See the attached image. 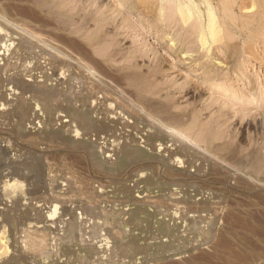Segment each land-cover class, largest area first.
<instances>
[{
    "label": "rangeland",
    "instance_id": "obj_1",
    "mask_svg": "<svg viewBox=\"0 0 264 264\" xmlns=\"http://www.w3.org/2000/svg\"><path fill=\"white\" fill-rule=\"evenodd\" d=\"M61 1L66 0L53 2ZM68 1L77 27L83 26L87 34L101 29L99 37L113 45V71L155 77L150 84L159 91L156 101L172 106L173 112L181 115L198 113L195 115L200 121L215 134H222L216 144L229 145L223 157L231 163L215 165L212 158L205 159L202 154L181 156L179 163H173L165 149L172 145L169 138L148 145L153 132L143 115L135 119L126 114L122 121L128 122L126 117H131L128 129L115 136L113 132L87 131L70 117H61L67 114L60 104V109L55 107L58 110H46L45 102L34 92L45 84L63 90L65 99L85 93L83 81H73L76 74L66 67L57 74L53 72V77H42L43 72L53 71L52 57L42 43L26 52L0 55V168L5 170L0 169V191L5 180L7 191L0 195H9L4 200L0 196L4 204H0V229L6 230H0V234L6 233L0 237L7 244L0 243V264H264V205L256 197L264 188L260 184L253 192H257L255 196H248V178L244 176L264 182V172L256 176L250 168L252 163L246 164L260 155L264 161V19L254 44L233 35L234 41L223 39L207 52L195 36L190 37L188 27L180 36L178 18L172 10L161 14L163 6L170 7L172 2L70 0L71 5ZM51 28L43 30L81 42L75 34ZM3 51L0 43V53ZM110 95L106 98L105 92L95 93V101H91L94 119L99 121L108 112L117 118L112 116L114 121L121 120V110L114 100L117 95ZM21 101L29 111L24 123L15 114ZM52 132L56 138L49 137ZM31 137L35 138L33 143ZM123 143L144 150L147 154L142 162L163 159L168 168L184 170L188 178L176 180L167 167H161L160 173L144 170L145 164L139 161L120 167ZM86 145L93 148L95 157L89 154L90 149L83 148ZM97 160L114 171L98 170ZM13 164L16 166L10 167ZM16 187L20 198L12 191ZM49 195L54 196L52 201ZM48 202L57 207L55 214L43 212L46 208L48 211ZM73 223L79 228L69 236L63 228ZM30 236L44 239L43 248L47 245L49 252L43 254V248L31 247ZM3 247H10V251L4 252Z\"/></svg>",
    "mask_w": 264,
    "mask_h": 264
},
{
    "label": "bare ground",
    "instance_id": "obj_2",
    "mask_svg": "<svg viewBox=\"0 0 264 264\" xmlns=\"http://www.w3.org/2000/svg\"><path fill=\"white\" fill-rule=\"evenodd\" d=\"M53 1L52 0H0V43L2 44V47L4 50L3 53H0V55H3V56L6 55L7 56V55H9V53L11 51H12V54L14 52L15 53L26 52V51L33 49L35 45L37 47L36 43H38V44L42 43V45H44L47 52L49 53L48 55H50L52 57V62H53V69L51 68V70H53V71L51 72V74L48 73V71H50V70L43 72L42 73L43 78H49L50 75L53 77V75H55V74H53V72H56V74H57V71H63V69L66 67V68H68V70H72V73L74 72V75L76 74L75 78L73 77V79H72L73 81H75V80H77V81L82 80L83 81L82 83L84 84L83 86H85L83 88L85 93H81L80 96H78L79 95V93H78L77 97L72 99V100L65 99L64 98L65 95L63 94L64 91L59 90L58 88H54V89L51 88L50 89L49 86H46L45 84L40 88L37 87L38 91H34V92L39 94L41 99H43V101L45 102L43 104H45L46 110L47 109L50 110V109H53L55 107L60 109L58 106L60 104L61 109L63 107V109L65 110V112L67 114L66 116L61 115V117H70L72 121L77 122L79 125H81L87 131L93 130L94 132L97 131L98 133H109L110 132V134H112L111 132H113L114 136L117 132L125 130V128L128 127L127 125L129 124V121H130L129 119L131 117H126L127 119L129 118L128 122L127 121L123 122L125 120L126 114H128L129 116L133 115V117H135V119H136V116H139V118H140L143 115L145 117V119L147 120V123H148L147 125H148L150 131L153 132L152 135L149 136L150 138L148 139V142H149L148 145L154 146V143L156 141H158L162 138H169L172 145H170L168 147L166 146L167 148H165V149L167 151L169 150L171 155H169V154L168 155L171 156V160L174 161L173 163H179L182 160L181 156H191L193 154H200V156L203 155L204 156L203 158H205V159H206V157H209V159L212 158L214 160V163L216 162L217 164L223 165V164L231 163V162H228V158L223 157V154L224 153L226 154L229 151L228 150V148H230L229 145L223 146V145L216 144V142L219 140V136H221L222 134H217V133L215 134L208 125L204 124L206 122H203V120L200 121L198 119V118H200V116L196 117L198 115V113L192 112V114L190 113L191 114L190 117L188 114H187L188 116H186L185 114L181 115V114L176 113L177 112L176 110H175L176 112H173V109H175V108H173L172 106L171 107L173 109L165 103L163 104V103L156 101L155 98L158 97L160 94H159V91L158 92L155 91L156 90L155 88L157 86L151 82L152 85L155 86V88L154 87L152 88V85L150 84V81H153V79L155 78L152 74H151V76L154 77L153 79H152V77L150 78L149 74H148L149 76L147 75V76L143 77L142 75H139V74L137 75V73L133 74L134 72L133 73H128V72L125 73L122 70L113 71V69H112L113 63L116 62V56L114 54H112L110 51L111 46H113V45L111 44V42L103 41L102 38L99 37L100 34H102L101 29H97V30L95 29L96 31L94 30L93 32H89V34H87L88 33L87 29L84 30L83 26L78 25V27H77L73 23L74 22L73 21V8L68 6L69 3L66 2L68 0L61 1L58 3L53 2ZM162 1H164V2L167 1V3L170 5L173 3L172 6L167 7V8L165 6H163V9H161V14L165 15L166 10H169V9L172 10L174 16L176 15L178 18L177 20H178L179 25H180V31H179L180 36L183 37L182 34L188 27L187 30H188V33H190V37L192 38L195 36L196 39H194V40H196L197 44H199L200 47L203 50H206L207 52H210L212 46L214 44L216 45L218 42H221L223 39L227 40V41L231 40L230 42L234 41V40H232L233 38H235V37H233V35H237L238 38L244 39L245 41L252 43L255 40L256 35L261 31V29H263L262 26H263V19L264 18H262V15H264V0H217V1H215V0H162ZM72 2L70 1L71 5H73ZM170 2H172V3H170ZM74 11H75V9H74ZM42 13H45L49 17L44 16ZM172 16H171V18H172ZM165 20H167V19L165 18ZM167 21H170V20H167ZM53 27H57V28L59 27V28H62L64 31L69 32V34L77 35L79 37V40L81 39V42H79L78 40L71 39V38H64L65 37L64 34H63L64 37L54 35L53 33L47 34V32H45L43 30V29H47V28L53 29ZM226 35H227V37H226ZM237 36H236V38H237ZM41 37H43V38H41ZM185 37H188V36H185ZM17 40L19 41V43L16 44ZM156 41H158V40H156ZM179 44H181V42H179ZM252 44H254V42ZM189 45H192V44H189ZM193 46H194V44H193ZM234 47H235V45H234ZM247 48L249 49V47H247ZM235 49H237V46ZM187 50H189V49H187ZM242 51H243V49H242ZM74 53H76V55H74ZM243 53L245 54V52H243ZM41 54H43V53H41ZM16 68H18V67H16ZM42 71H43V69H42ZM152 73L156 74L157 72L153 71ZM59 82H60V80H59ZM213 85H216V83ZM217 86H218V83H217ZM153 89H155V90H153ZM84 91H82V92H84ZM67 92L69 95V91H67ZM98 92L99 93L105 92L106 98L111 93L113 95H117L116 96L117 99H114V98L113 99L117 102V106H119L118 108L121 110V114H118V117L120 116V118H121V116H122L120 121H114V119H117V118H114L113 115L110 116L109 114H107L108 112L106 114L103 113V115L101 114L102 118L99 121H98V119L93 118V111H92L93 108L91 109V107H92L91 101L94 100V98H95L94 95H95V93H98ZM30 94L32 95V93H30ZM103 96H104V93H103ZM1 97H3V96H1ZM68 98H70V97H68ZM59 101L61 103H59ZM65 102L67 103L66 105H64ZM99 105H102V104H99ZM57 108H55V109H57ZM119 109H117V110H119ZM111 110H110V113L112 112ZM15 111H17V113H15V114L18 115L17 117L19 118V122L24 123L25 121H28V118H29L28 107L25 104H23L22 101H21V103H19L17 105ZM117 112H119V111H117ZM99 113H100V111H99ZM122 113H124V114H122ZM193 114H194V117H192ZM195 114H197V115H195ZM116 115L117 114L115 112V116ZM112 116L114 119L111 118ZM53 118H55V117H53ZM212 122H214V121H212ZM21 123L19 124L20 126H21ZM53 123H54V121H53ZM134 123H136V122H134ZM215 123L217 124V122H215ZM55 124H56V122H55ZM66 124H67V122H66ZM211 125H212V123H211ZM20 126L17 127V129H16L17 132H19L21 130ZM69 127H71V126H69ZM211 127H212V129H214L213 128L214 126H211ZM218 127H220V126H218ZM75 131L77 132V130H75ZM216 132H218V131H216ZM98 133H96V134H98ZM35 135H37V134H35ZM56 135H57L56 133L52 132L49 134V137L50 138H56L57 137ZM20 136H22V135H20ZM107 137H109V136L107 135ZM29 139H33V140H31V142H32V141H34L35 138L31 137ZM124 140H126V139L124 138ZM119 142L121 143V141H119ZM129 142H131V141H129ZM134 142H136V141H134ZM113 143H116V142L113 141ZM168 144H169V142H168ZM148 145H147V147H148ZM176 145H177V147L174 148L173 146H176ZM153 146H151V147H153ZM83 148L84 149H90L89 154L92 157L93 156L95 157V153L92 150L93 148L91 149V147L87 146V145L83 146ZM157 148H158V146H157ZM5 152L3 153L4 155H5ZM107 152L108 151H106V153ZM121 154H122V159H121L120 167H122L128 163L130 165V163H132V162L134 163V161H139L137 163L142 162L141 160H145V156L147 153L144 150L140 149L139 147L132 145L131 143H125L124 146L122 147V153ZM7 156H9V155H7ZM23 157H24V155H23ZM8 158L10 160L13 157L10 156ZM16 158L17 157L15 156V158H14L15 161H16ZM14 159L12 161H14ZM263 159H264V157H263ZM9 160H6V162ZM18 160H20V159H18ZM147 161H149V159L148 160L146 159V162H144V161L142 162L145 164L143 166V168H145L144 170L149 169V170L159 172L161 167H167L168 166L167 162L163 159L157 160V161L154 160V162H157V163L148 162V164H146ZM9 163H11V162H9ZM216 163H215V165H217ZM5 164H7V163H5ZM246 164L247 165L251 164L250 168L256 176H258L264 172V161L262 160V155L259 156V159H256L253 162L246 163ZM12 166H16V165L13 164L10 167H12ZM95 166L100 171H105V172H109V173L114 171V168L107 167L105 162H101L98 160H97ZM7 168L9 171L10 168L9 167H7ZM0 169H2V168H0ZM18 169L19 168H17V170ZM2 170H4V169H2ZM2 170H0V171H2ZM19 171H21V170L19 169L18 173H19ZM167 171L169 172V174L171 173L174 177H177L176 180H179L181 182L183 180H186V178H188L187 173L183 172L184 170L178 171L177 169H174L171 166L169 168L167 167ZM4 172H5V170H4ZM23 172H24V170H22V173ZM1 174H3V172H1ZM6 174H8V173H6ZM2 176L5 177L6 175H2ZM2 176H1V178H2ZM244 176H246L248 178L247 181H245L246 187L248 190V191L247 190L246 191L249 194L248 196H255V194L257 192L255 194L253 192L257 191L258 185L261 184V187L264 188L263 180L253 179L251 176H248V175H244ZM11 177H12L11 178V181H12V179H14V177L13 176H11ZM169 177H170V175H169ZM246 177H244V178H246ZM6 178H8V177H6ZM5 181L3 184L4 190L1 189V191H3L2 195H4L5 192H7V191H5V188H6ZM149 181H150V179L148 180V182ZM248 184H249V186H247ZM12 191H13V193H16V195H17V192H18L17 187H16V189H14ZM2 195H0V196H2ZM8 196L9 195H5V198ZM11 196H13V195L11 194ZM17 196H19V195H17ZM2 197L4 200L5 199L4 196H2ZM49 197H50V195L48 196V198ZM51 197H54V196H51ZM51 197L49 199L50 201H52ZM256 197H259V199L263 202L261 204L264 205V189H262V191L260 190V193H258ZM19 198H20V196H19ZM0 202H1L0 204L4 205L2 203L3 201H0ZM23 202H25V201H23ZM26 203H28V202H26ZM48 203H51V202H48ZM53 205L54 204L51 203V205L48 208V211L46 208L45 209L46 211H43V212H46L49 214H55V211H57L56 210L57 207L53 206ZM23 208H25V206ZM101 212H102V210H101ZM9 213L11 214L12 212H9ZM28 218H30V217H28ZM13 219H14V216H13ZM32 219L34 220L36 218H32ZM36 220L40 221L38 219H36ZM36 220H34V221H36ZM30 221H31V219H30ZM37 221H36V223H38ZM11 223H12V221H11ZM73 224L69 227L65 226L66 228L65 227L63 228L64 231L66 229V233L69 236H73L79 228L78 225H76L75 223H73ZM105 224H104V226H106ZM4 226H5V223H4ZM33 229H37V228L33 227ZM47 229H48V225H47L46 230ZM0 230H1V232L6 231L5 229L4 230L0 229ZM30 231H32V230H30ZM35 231L40 233L42 230L40 232H39V230L38 231L35 230ZM26 232H27V230L25 232H21V233H26ZM44 232H43V234H44ZM48 233H46V235ZM51 233H53V232L51 231ZM1 234L4 235L6 233H1ZM1 234H0V236H2ZM33 234L34 233H32V235ZM35 235H37V234L35 233ZM41 235H42V233H41ZM44 236H45V234H44ZM47 236H49V235H47ZM51 236L54 237L56 235H51ZM20 237H22V236H20ZM56 237H58V236H56ZM48 238H50V237H47L46 240H51ZM3 239H2V237H0L1 245L7 246V244L5 243V241ZM24 239H26V238H24ZM21 240L22 239H20V242H23V240L22 241ZM43 240H40V239L38 240L37 236H30L28 241H29V245L31 247H34V248L38 247L40 249V248H43V242H44ZM4 248L5 247H3V251L4 250L6 251L8 249L7 247L5 249ZM46 248H47V245H46ZM46 248H43L45 250L40 249L43 254H46L45 251H48V249H46ZM125 250H126V248H125ZM7 251L8 252L10 251V247ZM24 251H26V250H24ZM41 252H39V253L41 254Z\"/></svg>",
    "mask_w": 264,
    "mask_h": 264
}]
</instances>
